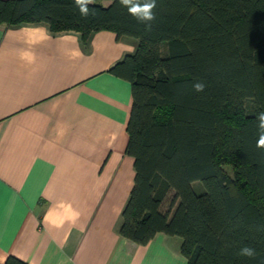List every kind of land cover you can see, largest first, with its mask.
Wrapping results in <instances>:
<instances>
[{
  "label": "trees",
  "instance_id": "trees-1",
  "mask_svg": "<svg viewBox=\"0 0 264 264\" xmlns=\"http://www.w3.org/2000/svg\"><path fill=\"white\" fill-rule=\"evenodd\" d=\"M102 1L84 16L76 0H0V23L138 40L110 68L132 92L126 153L135 176L119 234L138 244L179 236L187 264H264V0H156L150 29L120 0ZM245 245L255 258L238 255ZM3 264L30 263L9 255Z\"/></svg>",
  "mask_w": 264,
  "mask_h": 264
},
{
  "label": "crops",
  "instance_id": "crops-1",
  "mask_svg": "<svg viewBox=\"0 0 264 264\" xmlns=\"http://www.w3.org/2000/svg\"><path fill=\"white\" fill-rule=\"evenodd\" d=\"M108 4L109 1H102ZM138 40L0 23V263L187 264L181 238L119 234L134 183L132 92L110 71Z\"/></svg>",
  "mask_w": 264,
  "mask_h": 264
},
{
  "label": "clouds",
  "instance_id": "clouds-1",
  "mask_svg": "<svg viewBox=\"0 0 264 264\" xmlns=\"http://www.w3.org/2000/svg\"><path fill=\"white\" fill-rule=\"evenodd\" d=\"M91 0H76V4L79 6L81 14L86 16L88 9L86 5ZM122 6L127 7L130 15L135 17L139 22L144 23L146 28H151V22L155 19L154 9L156 8V0H120ZM206 85L203 82L197 81L194 83L193 88L197 92H201L205 89ZM257 129H258V141L257 147L264 149V112L257 114ZM238 255L255 258L257 255L256 249L252 246L245 245L240 248Z\"/></svg>",
  "mask_w": 264,
  "mask_h": 264
},
{
  "label": "rangeland",
  "instance_id": "rangeland-1",
  "mask_svg": "<svg viewBox=\"0 0 264 264\" xmlns=\"http://www.w3.org/2000/svg\"><path fill=\"white\" fill-rule=\"evenodd\" d=\"M95 2H99V0H95ZM224 168L226 169L227 172L232 173V169H231L230 166H225ZM192 187H193V189L196 192H199L200 189H204L201 181H194V182H192Z\"/></svg>",
  "mask_w": 264,
  "mask_h": 264
}]
</instances>
